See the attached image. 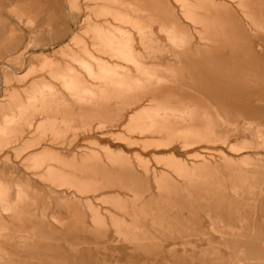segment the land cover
<instances>
[{
	"label": "rangeland",
	"instance_id": "1",
	"mask_svg": "<svg viewBox=\"0 0 264 264\" xmlns=\"http://www.w3.org/2000/svg\"><path fill=\"white\" fill-rule=\"evenodd\" d=\"M0 198V264H264V0H0Z\"/></svg>",
	"mask_w": 264,
	"mask_h": 264
},
{
	"label": "bare ground",
	"instance_id": "2",
	"mask_svg": "<svg viewBox=\"0 0 264 264\" xmlns=\"http://www.w3.org/2000/svg\"><path fill=\"white\" fill-rule=\"evenodd\" d=\"M107 40H108V39H107ZM108 41H109V40H108ZM117 43H118V42H117ZM110 44H111V43H110ZM115 45H116V44H115ZM113 47H114V46H113ZM116 47H117V45H116ZM118 47H119V46H118ZM118 47H117V48H118ZM116 50H117V49H116ZM111 51H112V50H111ZM117 51H118V50H117ZM123 53H124V52H123ZM124 55H125V54H124ZM120 59H121V58H120ZM114 66H116V65H114ZM82 67H84V66H82ZM86 67H87V66H86ZM112 68H113V67H112ZM86 69H87V68H86ZM122 70H123V69H122ZM59 71H60V70H59ZM102 73H103V72H102ZM100 75H102V74H100ZM57 78H59V77H57ZM60 79H61V78H59L58 80H60ZM58 80H57V81H58ZM60 84H61V83H60ZM62 86H63V85H62ZM141 114H142V113H141ZM143 115H144V113H143ZM138 116L140 117L139 114H138ZM141 116H142V115H141ZM133 118H134V117H133ZM141 118H142V117H141ZM141 118H140V120H141ZM219 118H220V117H219ZM221 119H222V118H221ZM134 120H135V119H134ZM137 120H138V119H137ZM140 120H139V121H140ZM139 121H138V122H139ZM143 123H144V122H142L141 124H143ZM154 125H155V124H154ZM141 126H142V125H141ZM143 126H144V128H145V125H144V124H143ZM220 134H221V133H220ZM221 135H222V134H221ZM221 135H220V136H221ZM218 136H219V134H218ZM221 137H222V136H221ZM223 138H225V137H223ZM222 140H223V139H222ZM169 159H172V158H169ZM172 160H173V159H172ZM172 160H171V162L174 164L175 161L173 162ZM174 160H175V159H174ZM167 161H168V160H167ZM168 162H169V164H172L170 161H168ZM169 164H168V165H169ZM175 164H176V163H175ZM175 164H174V165H175ZM169 166H170V165H169ZM178 166H179V168H180L182 165L180 164V165H178ZM178 166H176V167H178ZM183 167H185V164H184ZM181 168H182V167H181ZM181 168H180L179 170H183V168H182V169H181ZM5 197H6V196H5ZM0 199H1V198H0ZM62 199H63V197H62ZM3 200H4V201H2V202H5L6 199H3ZM58 200H59V199H58ZM59 201H60V200H59ZM62 201H63V200H61L60 202H62ZM8 202H9V201H8ZM8 202L6 201V204H7ZM63 202H64V201H63ZM67 202H68V201H67ZM67 202H66V204H67ZM69 202H70V203H73V202H71V201H69ZM69 202H68V203H69ZM70 203H69V204H70ZM62 204H63V203H62ZM69 204H67V205H69ZM67 205H65V206H67ZM70 205H71V204H70ZM70 205H69V206H70ZM62 206H64V205H62ZM65 206H64V207H65ZM71 206H73V204H72ZM74 206H75V204H74ZM5 207H6V205H5ZM65 208H66V207H65ZM68 208H69V207H68ZM71 208H72V207H70L68 210H70ZM73 208H74V207H73ZM73 208H72V209H73ZM76 208H77V207H76ZM76 208H75V209H76ZM66 209H67V208H66ZM72 209H71V210H72ZM71 210H70V211H71ZM76 210H77V209H76ZM73 212H74V211H73ZM74 214H75V212H74ZM76 214H77V213H76ZM96 214H97V212H96ZM92 215H93V212H92ZM94 215H95V214H94ZM97 216H98V215H97ZM97 216H95V217H97ZM92 217H93V216H92ZM100 218H101V217H100ZM100 218H97V220L99 219L97 222L101 221ZM95 220H96V219H95ZM102 221H103V218H102ZM102 221H101V222H102ZM97 222H96V224H97ZM101 222H100V223H101ZM99 225H100V224H99ZM96 227H97V226H96ZM100 227L102 228L103 226L100 225ZM99 229H100V228H99Z\"/></svg>",
	"mask_w": 264,
	"mask_h": 264
}]
</instances>
